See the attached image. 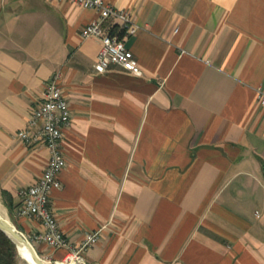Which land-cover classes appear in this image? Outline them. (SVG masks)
<instances>
[{"label":"crops","instance_id":"obj_1","mask_svg":"<svg viewBox=\"0 0 264 264\" xmlns=\"http://www.w3.org/2000/svg\"><path fill=\"white\" fill-rule=\"evenodd\" d=\"M106 2L137 24L140 75L95 71L100 40L80 31L96 10L0 0V206L43 260L66 255L17 213L48 151L16 133L58 74L71 120L50 205L71 245L98 230L85 264H264V0Z\"/></svg>","mask_w":264,"mask_h":264},{"label":"built area","instance_id":"obj_2","mask_svg":"<svg viewBox=\"0 0 264 264\" xmlns=\"http://www.w3.org/2000/svg\"><path fill=\"white\" fill-rule=\"evenodd\" d=\"M70 1L99 13L97 20L84 25L80 31L83 37H96L100 40V49L94 65L95 71L104 73L111 64H117L131 74L140 75L138 61L124 41L125 37L134 34L137 29L131 13L112 6L106 0ZM109 17L118 18L123 23L122 37L103 30L102 23ZM58 79L59 75L55 74L44 84L39 106L32 111L25 128L16 133L26 145L42 144L48 151L47 163L41 175L34 183L19 190L20 204L17 213L25 217H36L44 224L45 229L34 233L31 237L32 241L45 242L51 248L67 249L66 255L62 259L54 260V264L71 262L85 264L81 251L97 241L98 230L88 233L79 247L71 245L61 231L50 205L51 190L61 186L59 174L66 165L62 151L63 130L69 126L71 120L69 104L63 96ZM260 102L264 104V93H260ZM44 261L47 264L51 262Z\"/></svg>","mask_w":264,"mask_h":264},{"label":"water","instance_id":"obj_3","mask_svg":"<svg viewBox=\"0 0 264 264\" xmlns=\"http://www.w3.org/2000/svg\"><path fill=\"white\" fill-rule=\"evenodd\" d=\"M0 230L12 240V242L16 245V248L20 246L25 247L29 254L30 258L33 261L34 264H47L36 252L33 245L30 243V241L21 233L19 230L11 225L9 221L2 218L0 216Z\"/></svg>","mask_w":264,"mask_h":264},{"label":"trees","instance_id":"obj_4","mask_svg":"<svg viewBox=\"0 0 264 264\" xmlns=\"http://www.w3.org/2000/svg\"><path fill=\"white\" fill-rule=\"evenodd\" d=\"M16 245L0 230V264H16Z\"/></svg>","mask_w":264,"mask_h":264},{"label":"rangeland","instance_id":"obj_5","mask_svg":"<svg viewBox=\"0 0 264 264\" xmlns=\"http://www.w3.org/2000/svg\"><path fill=\"white\" fill-rule=\"evenodd\" d=\"M0 216L4 219H6L7 221H9V223L11 225H13L14 227H16L12 217L10 216V214H8L7 212H5L3 210V208L0 206ZM16 264H28L27 262H25V260H23L20 255H19V252L17 250V255H16ZM48 264H54V262H49Z\"/></svg>","mask_w":264,"mask_h":264},{"label":"bare ground","instance_id":"obj_6","mask_svg":"<svg viewBox=\"0 0 264 264\" xmlns=\"http://www.w3.org/2000/svg\"><path fill=\"white\" fill-rule=\"evenodd\" d=\"M18 252H19L20 257L23 260H25V262H27L28 264H34L30 258V254H29L28 250L25 247L20 246L18 248ZM58 264H77V263L71 262V263H58ZM79 264H81V263H79Z\"/></svg>","mask_w":264,"mask_h":264}]
</instances>
